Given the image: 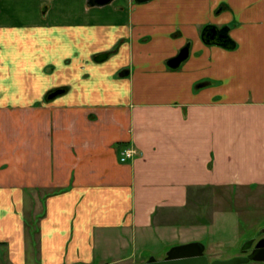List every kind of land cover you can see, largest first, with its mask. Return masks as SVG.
Segmentation results:
<instances>
[{"label": "crops", "instance_id": "obj_1", "mask_svg": "<svg viewBox=\"0 0 264 264\" xmlns=\"http://www.w3.org/2000/svg\"><path fill=\"white\" fill-rule=\"evenodd\" d=\"M225 187H264V0H0V264L119 263Z\"/></svg>", "mask_w": 264, "mask_h": 264}, {"label": "rangeland", "instance_id": "obj_2", "mask_svg": "<svg viewBox=\"0 0 264 264\" xmlns=\"http://www.w3.org/2000/svg\"><path fill=\"white\" fill-rule=\"evenodd\" d=\"M167 222L143 237L126 234L122 238V248L115 250L113 256L129 253L116 264L143 262L150 256L161 259L173 245L188 242L204 244L209 262L240 255L245 241L264 238L261 232L264 229V187H225L216 193L207 191L191 201L187 210Z\"/></svg>", "mask_w": 264, "mask_h": 264}, {"label": "water", "instance_id": "obj_3", "mask_svg": "<svg viewBox=\"0 0 264 264\" xmlns=\"http://www.w3.org/2000/svg\"><path fill=\"white\" fill-rule=\"evenodd\" d=\"M98 5L108 3L110 0H94ZM142 3L147 0H135ZM201 39L205 44L222 45L225 48H233L234 43L227 34V28L218 29L215 26L207 25L202 29ZM188 57V47H183L179 53L167 61L169 68H177ZM58 92L52 93L49 97H53ZM264 232V229L261 230ZM253 243V239L245 241L240 248V255L234 256L226 260L208 261L205 255V245L200 242H188L173 245L163 255V258L156 259L150 256L143 262L134 264H247L249 262L264 263V238L259 239L252 247L249 253L244 254ZM114 264V263H111Z\"/></svg>", "mask_w": 264, "mask_h": 264}, {"label": "built area", "instance_id": "obj_4", "mask_svg": "<svg viewBox=\"0 0 264 264\" xmlns=\"http://www.w3.org/2000/svg\"><path fill=\"white\" fill-rule=\"evenodd\" d=\"M134 155H135L134 149H132V148H126V149H124L121 152L119 161L120 162H126V161L132 159Z\"/></svg>", "mask_w": 264, "mask_h": 264}, {"label": "flooded vegetation", "instance_id": "obj_5", "mask_svg": "<svg viewBox=\"0 0 264 264\" xmlns=\"http://www.w3.org/2000/svg\"><path fill=\"white\" fill-rule=\"evenodd\" d=\"M259 239H261V238H258V240H259ZM258 240L253 239V243H252L251 247H250L248 250H246V252H244V254L249 253L250 250L252 249V247L255 245V243H256Z\"/></svg>", "mask_w": 264, "mask_h": 264}]
</instances>
